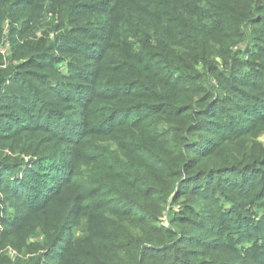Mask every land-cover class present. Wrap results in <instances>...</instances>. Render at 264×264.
<instances>
[{
  "label": "trees",
  "instance_id": "16d2710c",
  "mask_svg": "<svg viewBox=\"0 0 264 264\" xmlns=\"http://www.w3.org/2000/svg\"><path fill=\"white\" fill-rule=\"evenodd\" d=\"M36 5L55 35L31 48L21 43ZM4 26L28 67L60 51L73 68L93 70L82 69L83 85L50 89L77 104L50 120L22 103L40 108L46 87L23 76L12 85V67L0 69V108L21 128L12 138L45 130L69 146L22 175L23 161L0 154V194L12 210L0 217V252L17 253L0 264H200L209 242L213 250L238 245L240 234L254 240L241 209L257 199L264 212V150L248 145L264 134V67L252 68L254 58L264 61V0H0ZM70 128L79 138H60ZM92 128L103 146L88 145L83 134ZM223 204L214 231L205 230L216 238L206 241L189 217ZM257 230L264 238V216ZM246 253L264 264L261 249ZM219 260L233 264L222 250Z\"/></svg>",
  "mask_w": 264,
  "mask_h": 264
},
{
  "label": "rangeland",
  "instance_id": "374dc122",
  "mask_svg": "<svg viewBox=\"0 0 264 264\" xmlns=\"http://www.w3.org/2000/svg\"><path fill=\"white\" fill-rule=\"evenodd\" d=\"M40 6L36 5L33 10L30 12V14L27 16V18L30 21L29 26H26L29 33L25 37V40L22 41L23 43H27V46L34 48L36 46H42L49 40V36L51 38H54V32L52 30L51 26L48 25V20L50 19V16H44L42 12H40ZM15 33V31H14ZM12 29L9 26H4L0 32V55H1V62H0V69L6 70L8 67H12L13 69V75L17 78V82H11L12 85L22 84L19 80V77L23 76L22 80L26 82H31L32 84L36 85H44L46 87V90L44 92L42 91L40 98L43 101L40 108L34 107L33 105H30V103H23L24 109L27 110V112L33 114L36 119H38V114H40L38 109L44 108L50 114L48 117L50 120L54 119V115L58 114H64L62 111L64 108L66 109H76V101L70 100L68 96H65V92L60 90V93H54L50 89H56L59 90L60 87L62 89H71L74 88L75 85H83L84 82L82 80V74L83 70L91 71L93 70V67L90 65V67H81V68H73V64H71L70 58L63 54L60 51H54L50 52V56L46 59H40L37 60L38 65L34 67H28L25 62H23L21 59L22 57H19V54L15 56V45L12 43L10 38L12 37ZM16 39V36H13ZM247 42H241L238 43L234 49L239 48L243 49L247 46ZM255 46V42L252 40V43ZM66 45V43H65ZM61 46H64V42L57 45V48H60ZM258 44L256 47H252V51L259 52V48H261ZM101 51L97 49H91L92 55H97ZM252 56V54H251ZM247 56L244 57L245 61ZM255 65L257 67L252 66L253 69H259L260 65L263 64L264 67V61L260 58H254ZM89 65V64H87ZM103 90V88H100L98 91ZM23 93V94H22ZM20 93V95L25 96L26 91ZM86 94H91L90 91H85ZM85 97V94H83ZM59 97H64V99L61 100V102H58L57 99ZM26 99H32L28 95H26ZM68 100L71 101V104H68L66 102ZM58 102V104L55 106V104ZM96 111L95 108H92L90 110V113L92 114L89 118V121H91L94 116L93 113ZM74 110H71L70 112L65 113L73 115ZM11 111L8 107L6 108H0V132L2 131V136H0L2 139H0V154L2 156L9 157L13 160H19L23 161V167L19 175H22L29 167L36 161H38V158H44L47 155H50L53 152L58 151H67L69 149V146L67 150L65 149L64 144H61L60 142H57L54 140L53 136L45 132V130H42L40 132H36L35 129H29L28 132L19 135V137L12 136L17 132L18 129H21L18 125H16L15 122L12 121V118L10 117ZM21 118L25 117L24 114H20ZM41 115V114H40ZM42 116V115H41ZM42 120H38L40 127L46 129V131L50 132L51 134L56 136V132L54 130L49 129L48 125L46 124V121L43 120L44 117H41ZM37 121V122H38ZM95 130V128H92L88 131H85L83 135H88L85 140L87 141L88 145H98L103 146V142H95L94 138H92V132ZM66 134L60 136H68L71 137V139H78L79 136L75 130L72 128L66 129ZM19 142L17 144L18 151L14 152L11 148L15 146V143ZM251 147H255L260 150H264V134L258 136L256 138V142H252V144L249 142L248 144ZM5 146V147H4ZM49 159V157H46L44 159ZM59 163V162H58ZM3 169L0 166V175L3 173ZM10 201V198L3 196L0 194V217H3L5 211H12L8 207V202ZM258 200L254 199L251 202H243L242 203V209L241 214L243 215L241 218L242 225L245 226L246 230H249V235L251 236L249 239L251 240H244L243 234H240L238 236V239L240 240L239 244H230L229 246H224L221 248H215L212 250V247H209L208 245L212 244V240L216 238V233H212L215 229V221L219 217V215L225 210H222L223 207H225V204L223 205H216L215 207L207 208L202 212H198L199 218H193L189 217L193 223H197L198 228L202 229L203 231L200 234V237H203L206 241H212L207 244V247L202 250V253H205L203 255L204 258H201L198 263L200 264H215L220 263V260L218 262H215V259L219 257V251L222 250L223 257H226L227 260H230L233 262V264H256L255 258L252 257L250 254H247V250L252 248L261 249V251H264V238H259V231L257 230V222L264 216V212L258 208ZM212 206V205H210ZM175 212H178L180 210V205L176 204L174 206ZM251 219V220H250ZM251 221H254L256 223H252ZM161 223L163 225H168L165 214H163V217L161 218ZM253 225V227H251ZM3 226L0 221V231H2ZM190 229V228H189ZM205 230L212 231V232H206ZM191 231V230H190ZM43 239V236H41L40 240H36L41 242ZM32 244V243H29ZM28 244V245H29ZM183 250H189V249H197V248H189L187 246H183ZM211 251V252H210ZM57 254V250L51 251V255ZM17 256L16 251L6 246L3 251L0 252V257H4V261H14L15 257ZM176 261H172V263H175ZM184 264V263H182Z\"/></svg>",
  "mask_w": 264,
  "mask_h": 264
}]
</instances>
